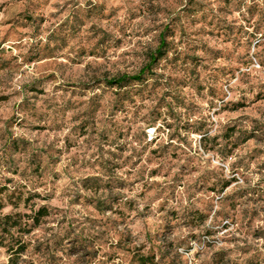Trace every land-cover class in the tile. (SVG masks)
Here are the masks:
<instances>
[{
	"label": "rangeland",
	"instance_id": "rangeland-1",
	"mask_svg": "<svg viewBox=\"0 0 264 264\" xmlns=\"http://www.w3.org/2000/svg\"><path fill=\"white\" fill-rule=\"evenodd\" d=\"M5 214L0 264H264V0H0Z\"/></svg>",
	"mask_w": 264,
	"mask_h": 264
},
{
	"label": "trees",
	"instance_id": "trees-1",
	"mask_svg": "<svg viewBox=\"0 0 264 264\" xmlns=\"http://www.w3.org/2000/svg\"><path fill=\"white\" fill-rule=\"evenodd\" d=\"M167 38L168 35H166L165 31L160 32L156 47L148 53L146 62L136 72L132 74L120 73L111 77H105L101 80V82L107 87L121 90L133 85H141L150 79L153 81L157 80L160 76L156 72V68L158 67L160 60L166 57L169 49V42ZM152 123V121L148 122V125H153ZM48 213L49 211L45 206H40L34 214L28 215V218L30 219V228L38 226L41 222V218L47 216ZM15 217L16 214H5L0 216L1 231H7V225L10 227L19 226V220ZM9 221L12 222L10 223ZM6 248L12 255H17L26 249V244L25 242L20 241L17 243L16 247L7 245Z\"/></svg>",
	"mask_w": 264,
	"mask_h": 264
}]
</instances>
